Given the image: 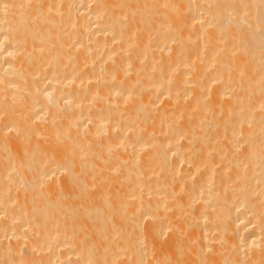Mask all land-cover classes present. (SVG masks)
I'll return each instance as SVG.
<instances>
[{"label": "bare ground", "instance_id": "bare-ground-1", "mask_svg": "<svg viewBox=\"0 0 264 264\" xmlns=\"http://www.w3.org/2000/svg\"><path fill=\"white\" fill-rule=\"evenodd\" d=\"M201 1L0 0V264H264V0Z\"/></svg>", "mask_w": 264, "mask_h": 264}, {"label": "rangeland", "instance_id": "rangeland-1", "mask_svg": "<svg viewBox=\"0 0 264 264\" xmlns=\"http://www.w3.org/2000/svg\"><path fill=\"white\" fill-rule=\"evenodd\" d=\"M208 0H202L201 2L203 3V4H206V5H209V4H211V2H212V0H210V3L208 2V3H206Z\"/></svg>", "mask_w": 264, "mask_h": 264}]
</instances>
